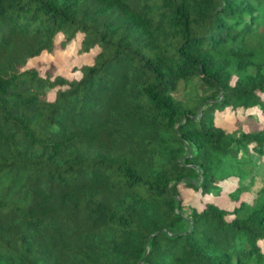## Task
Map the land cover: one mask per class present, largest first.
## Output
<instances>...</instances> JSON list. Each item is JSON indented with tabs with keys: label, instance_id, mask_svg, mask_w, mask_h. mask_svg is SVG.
Returning <instances> with one entry per match:
<instances>
[{
	"label": "trees",
	"instance_id": "16d2710c",
	"mask_svg": "<svg viewBox=\"0 0 264 264\" xmlns=\"http://www.w3.org/2000/svg\"><path fill=\"white\" fill-rule=\"evenodd\" d=\"M261 115L264 0H0V264H264Z\"/></svg>",
	"mask_w": 264,
	"mask_h": 264
},
{
	"label": "rangeland",
	"instance_id": "374dc122",
	"mask_svg": "<svg viewBox=\"0 0 264 264\" xmlns=\"http://www.w3.org/2000/svg\"><path fill=\"white\" fill-rule=\"evenodd\" d=\"M39 60L34 63V60L29 62L30 65L35 66L40 73L44 70H51L53 74H61L65 77L77 76L79 73V66L83 63L90 61V56L88 53H82L78 50V46L74 41L68 42L65 46H56L51 52H43L39 56ZM34 63V64H33ZM189 90H184V87L179 83L178 87L172 91L174 97L178 99H184L188 96H193L194 94H204V87L201 86L197 79L192 80L191 84L188 86ZM215 120H217L221 126L232 129L236 126L234 122L235 118L242 117L239 114H233L228 109H223L221 111H216L214 113ZM260 121H264V116H260ZM256 124V123H255ZM245 127V126H244ZM258 160L261 163L254 169L253 175L251 176L250 182H248L249 175L243 180L245 183V192L241 193L240 198L248 199L251 195H254L256 190L261 186L264 179V158L263 156H258ZM226 189L231 188V185L224 183ZM180 193L183 198V202L197 208L202 206L203 201H213L220 207L226 209H232L238 201L231 200L226 195L225 191L222 190L218 195L212 196H199L197 193L191 191L190 189H181ZM251 194V195H250Z\"/></svg>",
	"mask_w": 264,
	"mask_h": 264
}]
</instances>
